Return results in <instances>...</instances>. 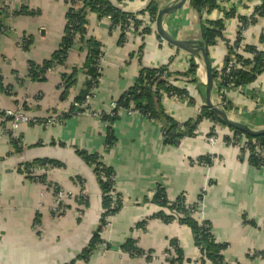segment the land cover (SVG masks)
Segmentation results:
<instances>
[{
	"label": "crops",
	"instance_id": "0c3cea01",
	"mask_svg": "<svg viewBox=\"0 0 264 264\" xmlns=\"http://www.w3.org/2000/svg\"><path fill=\"white\" fill-rule=\"evenodd\" d=\"M154 1L160 9L173 0ZM110 2L123 12L136 14L144 11L150 0ZM4 3L9 12L1 20L0 76L7 91L0 92V111L21 104L25 113L38 121H46L51 115L63 116L84 88L87 76L85 70L79 71L62 100L61 75L81 68L85 47L76 40L64 65L49 71L42 82L28 77V63L41 65L58 50L68 5L64 0ZM260 4L261 0H220V10L207 16L219 20L224 19L225 12L235 13V17L223 21L224 40L208 50L214 68L226 66V42L234 43L239 18L248 19ZM22 8L34 15L13 14ZM86 20L85 38H93L102 51L101 82L89 101L88 113L54 126H45L44 122L21 125L12 133L21 142L16 147L10 143L7 122L0 118V264H170L173 258L169 256L176 255V248L183 255L181 264H197L200 253L189 228L176 219L164 223L154 217L161 210L152 203L157 188L169 201L183 197L187 204H197L192 218L208 222L215 240L227 245L222 251L225 264H264V257L255 255L264 252V168L252 166L237 147L224 143L233 134L230 129L202 119L192 136L171 145L164 141L160 126L137 111L120 109L111 125L95 116L109 110L110 103L133 85L142 68L168 65L170 72L184 73L195 58L159 41L152 25L151 33L143 38L138 29H130L125 33L126 41L119 44L120 29H110L109 17L88 13ZM163 27L176 39L198 40L197 16L188 3L165 16ZM261 35L264 18L258 17L245 28L243 45L264 51V43H259ZM19 38L31 39L27 51L18 46ZM196 64V78L201 83L203 68L201 62ZM173 84L186 90L191 100L163 95L165 112L179 124L195 119L203 104L200 88L189 79ZM220 99L214 90L213 102L218 104ZM224 100L231 106L226 110L230 118L254 130L264 128V73L252 84L228 90ZM107 127L112 128L114 136L108 148ZM213 129L217 142L212 146L207 139ZM76 150L97 154L100 162L114 172V189L122 205L100 233V190L92 168ZM46 159L60 164L48 181L66 194L68 209L61 217L52 213L56 198L51 188L30 181L19 170L22 165ZM97 234L109 249L99 245L88 260H79ZM127 241L143 254L132 257L123 252Z\"/></svg>",
	"mask_w": 264,
	"mask_h": 264
},
{
	"label": "trees",
	"instance_id": "16d2710c",
	"mask_svg": "<svg viewBox=\"0 0 264 264\" xmlns=\"http://www.w3.org/2000/svg\"><path fill=\"white\" fill-rule=\"evenodd\" d=\"M68 5V10L65 14V27L63 32V37L61 39L60 46L58 50L53 54L49 61L42 63L41 65H36L32 62L28 63V77L34 81H45L46 73L48 70L54 69L56 66L64 65L68 52L74 45V42L82 44L86 49V57L81 66V68H73L68 74L61 75V85L62 90V100L66 99L69 88L74 84V78L77 73L81 70H85L86 80L84 88L74 98V102L84 103L86 97L91 95L92 89L95 87V79L98 76L97 71V62L98 58L102 56V51L100 49L99 43H97L93 38L86 39V16L88 13H95L99 17H109L111 21L110 29L119 28L121 35L119 44H123L126 41V29L132 24L134 32H137L138 27L142 24L137 17L142 15H148L151 22L155 21L156 14L159 10L158 4L154 0H150L144 11L134 13L123 12L112 5L110 0H83L84 6L80 10L73 9V0H64ZM120 2L121 0H115ZM220 0H188L190 9L196 14L198 20V40L202 47H204L207 52L209 48L213 47L218 40H224L223 30L224 25L223 21L226 18L235 17L234 10L225 12L224 19L219 20H209V16L212 12L220 10L219 7ZM14 15H28L33 16L34 12H30L26 8H22L17 12L13 13ZM264 18V0H261V4L254 9L253 14L247 18H239L240 27L236 35V39L232 45L227 46V62L233 56L238 63V68L234 69L230 76V80L226 77L224 78V88H242L245 85L252 84L256 79L264 73V51L257 49L255 46H242V54H234L232 49L237 48L241 45V31L252 25L256 22L257 18ZM4 28L0 22V34L3 33ZM140 36L143 38L144 35L150 34L151 29L145 28L141 31H138ZM155 32V30H154ZM157 35V34H156ZM157 39L162 41L157 35ZM31 39L26 40V44L22 47L23 50H28L29 45L31 44ZM259 43H264V35H261L259 38ZM209 56V55H208ZM171 62V60H170ZM198 70V65L191 60L189 62V68L184 73H173L169 71L168 65L161 66L158 68H142L140 73L133 83V85L128 88L117 100V108L113 111V117H109L105 113H100V120L111 125L117 119V113L120 109L129 111L132 105V111H137L143 118L156 122L160 126L161 134L164 141L167 144H178L179 141L185 137L192 136L196 130L197 125L203 118L214 120L220 123L217 118L208 110V108L202 104L200 108L201 112L195 119L179 124L175 122L168 114L165 112L162 106V96L166 95L171 97L183 96L190 99L189 94L186 90L179 89L174 86V82L179 79H189L191 83L195 84L200 88L201 93H203V86L196 78V72ZM213 78H214V89L216 90L215 82L217 78V72L213 67ZM18 79V78H16ZM20 80V79H19ZM6 90L3 84V79L0 76V92ZM191 100V99H190ZM224 101V98L222 99ZM230 105L226 103L222 109H230ZM74 108L70 106L69 112L63 115L64 119L71 117ZM3 111H0V118L3 120ZM38 121V120H37ZM46 122V121H43ZM38 121L39 123H43ZM5 123V122H4ZM44 124V123H43ZM221 124V123H220ZM222 125V124H221ZM224 126V125H223ZM227 127V126H225ZM228 128V127H227ZM230 131L236 135H241L240 132L235 131L231 128ZM10 143L12 146H18L20 139H14L11 132H7ZM244 135V134H243ZM246 136V135H245ZM250 141H258L264 145V136L259 138H251L246 136ZM228 139H226L227 141ZM114 142L113 130L111 127H107L106 131V147H110ZM17 144V145H16ZM76 154L89 166L92 168V172L96 178L102 202V215L100 218L98 233L102 230V227L106 224V219L114 214H116L121 208L122 201H117L116 207L111 209V198L109 192L114 189V181L110 179L114 175L113 170L104 166L100 162V158L97 154H87L82 151H75ZM249 163L257 168L264 167V161L255 157H248ZM49 163L55 168H59L60 164L53 160H39L34 161L30 164H25V166H31L35 164ZM104 176V179L102 178ZM30 181H34L33 177H28ZM42 185L51 188L54 196L59 192V188L56 184L47 180L46 176L39 178ZM118 197L119 194H117ZM152 203L158 206L161 210L158 211L154 217L161 219L164 223H171L174 219L181 224L189 228L195 247L199 250L200 257L197 261V264H225L222 256V251L226 249V244L218 243L211 230V225L208 222H198L190 215V211L196 209V205L187 204L186 200L183 197H179L174 201H169L167 196L162 191V189L157 188L154 194ZM164 211L168 212L166 214ZM177 214V216H176ZM180 215V216H178ZM176 216V218H175ZM141 227L144 226V222L140 224ZM104 242L100 239V236L95 235L88 248L82 252L79 257V260H88L93 251ZM174 247H177L174 245ZM105 249H109V245L105 244ZM122 251L129 254L132 257H138L143 254V251L139 250L134 246V243L127 241L122 246ZM176 258L169 259L170 264H181L183 261V255L179 249H175ZM258 257H264V252L255 253ZM147 257V256H146ZM71 264H74L71 263Z\"/></svg>",
	"mask_w": 264,
	"mask_h": 264
},
{
	"label": "built area",
	"instance_id": "2783aa9c",
	"mask_svg": "<svg viewBox=\"0 0 264 264\" xmlns=\"http://www.w3.org/2000/svg\"><path fill=\"white\" fill-rule=\"evenodd\" d=\"M83 6H84L83 0H73V9L74 10H76V11L80 10ZM8 12H9V10L5 6L4 0H0V22L8 14ZM137 18L140 21H142V24L138 27V31H141V30H143L145 28H149L151 25H152V28H153L154 22H151L147 15L138 16ZM130 29H133L132 28V24L129 25V27L126 29V32H128ZM244 30L245 29H243L241 31V39H242L241 45L237 46V48H233L232 49L234 54H240V53L242 54L241 49H242V46H243ZM25 44H26V40L25 39H23V38H19L18 39V46L19 47L22 48ZM100 59H101V57L98 58V62H97V65H96L97 71H98V76L95 79V87L92 89L91 95L86 97V101L84 103H82V104L74 102V101H72V103H71V106L74 108V111L70 115H72L73 117H77V116H80V115L88 113V108L87 107H88L89 101L92 98V95L94 94L95 89L97 88V86L101 82ZM194 61H195V63H199L196 59ZM238 66L239 65L236 62L235 58L233 56H231V58L229 59L228 64H226V66L224 68L223 67L222 68H214L215 71L217 72V78H216V82H215V86H216L215 87L216 88L215 91L221 97L220 102L218 103V105L221 108L226 104L225 100H224L225 102H222V99L224 98L226 92L228 90L232 89V88L226 89V88H224V86H222V84H224V80H225L224 78L226 77L228 80H230V76L229 75L231 74V72L234 69H237ZM49 71H51V70H48L47 73ZM171 97L178 98V99H182L183 98L182 96L179 97V96H175V95H173ZM116 108H117V104L115 103V101L111 102L110 103V108L105 114H107L109 117H113V115H114L113 111ZM131 108H132V105H131V107H130L128 112L132 111ZM200 112H201V110H199L198 115L200 114ZM95 116L100 118L101 115H100V113H96ZM2 118H3L5 123L7 122L8 131L11 132V133H16L18 128L21 125H25V124L26 125H36L38 123L37 120L31 118L30 116H28L25 113L24 108H23V106L21 104L17 105L14 109H11V110L8 109V110L3 111V117ZM203 119H206V118H203ZM64 120L65 119L63 118V116L51 115L46 120V122H44V125L45 126H54L56 124H60V123L64 122ZM209 120L212 121L213 124H218V122H216L214 120H211V119H209ZM207 141L212 146L217 142V133L215 132L214 129L209 132V136H208ZM224 143L237 147L244 154V156H246V157L255 156V157L261 159L262 161H264V145L261 142L250 141L243 134L236 135V136H234V134H232L230 136V138H228L227 141L225 139ZM20 144H21V142L18 143L19 146H20ZM262 168H264V167H262ZM56 169L57 168H55L53 165H51L49 163L35 164V165L28 166V167L25 166V165H22L19 168L21 174H23L26 178L33 177L35 179L34 182H37V183H40V180H38V179L43 177V176H46V178L48 180L50 175ZM102 178L104 179L103 175H102ZM110 179L113 180L114 176H111ZM109 196L111 198V209H113V208L116 207L117 201L121 200V198L117 196V193L115 192V189H112L109 192ZM55 198H56V200H55L56 204H55V206H54V208L52 210V213L56 217H61V216H63L66 213V211L68 209L67 206L64 203V198H66V194H64L59 189V192L55 195ZM196 209H197V204H196ZM196 209L194 211H190V215L191 216L193 215V213L196 212ZM176 216H177V214H176ZM178 216H180V215H178ZM108 219H109V217L106 219V224L102 227V229L105 228V226L107 225ZM104 248H105V245H104ZM169 258H176V255L172 254L171 256H169Z\"/></svg>",
	"mask_w": 264,
	"mask_h": 264
},
{
	"label": "water",
	"instance_id": "95a60500",
	"mask_svg": "<svg viewBox=\"0 0 264 264\" xmlns=\"http://www.w3.org/2000/svg\"><path fill=\"white\" fill-rule=\"evenodd\" d=\"M188 0H173L161 7L155 17L154 30L159 38L166 44L173 46L175 49L182 51L197 61L201 62L204 70V81L201 82L203 86V103L208 110L217 118V120L224 126L240 132L251 138H259L264 136V128L254 130L245 123L236 121L227 114L226 110L222 109L218 104L212 100L214 89L213 66L208 56L207 50L201 46L199 40H182L172 37L163 27V20L165 16H169L180 9H182Z\"/></svg>",
	"mask_w": 264,
	"mask_h": 264
},
{
	"label": "rangeland",
	"instance_id": "374dc122",
	"mask_svg": "<svg viewBox=\"0 0 264 264\" xmlns=\"http://www.w3.org/2000/svg\"><path fill=\"white\" fill-rule=\"evenodd\" d=\"M201 72H202V74H203V75L201 76V78H202L201 80H203V81H204V70L202 69V71H201Z\"/></svg>",
	"mask_w": 264,
	"mask_h": 264
}]
</instances>
